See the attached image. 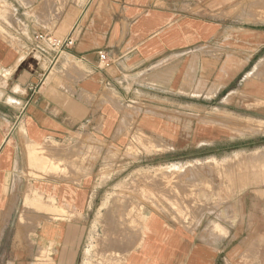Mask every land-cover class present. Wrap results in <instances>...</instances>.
Listing matches in <instances>:
<instances>
[{
    "label": "crops",
    "instance_id": "1",
    "mask_svg": "<svg viewBox=\"0 0 264 264\" xmlns=\"http://www.w3.org/2000/svg\"><path fill=\"white\" fill-rule=\"evenodd\" d=\"M226 2L0 0V108H10L0 110V264L262 263L264 237L253 231L245 245L239 231L229 243L226 235L212 242L149 212L139 245L116 251L112 243L130 242V232L116 238L107 219L129 209L114 201L125 185L108 184L116 150L133 136L150 145L220 143L225 125L178 116L202 105L208 118H221L217 105L227 100L264 124V27L229 24ZM40 34H74L75 45L58 52ZM35 148L55 166L35 168ZM236 154L264 170V145ZM211 159L221 166L228 157Z\"/></svg>",
    "mask_w": 264,
    "mask_h": 264
},
{
    "label": "rangeland",
    "instance_id": "2",
    "mask_svg": "<svg viewBox=\"0 0 264 264\" xmlns=\"http://www.w3.org/2000/svg\"><path fill=\"white\" fill-rule=\"evenodd\" d=\"M226 16L231 25L246 29L264 27V0H227ZM258 41L264 42V38L259 37ZM227 102L221 105L213 103L220 106L221 118L217 117L219 114L208 118L201 111L202 105H194V111L180 113L178 116L182 123L194 119L195 123L209 120L225 125L226 136L220 143L188 146L182 141L180 143L183 144L179 146L165 143L150 145L146 144L149 140H142L140 144L141 140L133 136L131 144L125 150H116L113 163L116 177L108 185L109 188L113 184L116 187L125 185L123 188H116L115 202L125 200L130 204L125 211H110L111 219L118 228L115 227L114 230L116 236H121L124 231H129L131 236L127 243L115 241L116 251H121L125 244L130 250L139 245L144 231L145 214L149 212L165 214L194 230L201 239L212 242L226 235L229 243L236 231L247 239L244 245L253 233L252 236L263 239L264 200L261 198H264V190L261 186H264V177L261 175L264 176V170L256 168L249 157L235 160L238 157L235 152L242 148L246 151L253 150L264 145V124L261 121L263 125H256V122L244 114H236L233 109L234 100ZM0 110L10 114L9 107L3 106ZM224 155L228 159L222 161L221 166L210 162L212 157ZM258 158L260 160L261 156ZM154 175L156 179H153ZM241 201L244 203L243 209L240 208ZM223 203H226V209L219 211V206ZM147 206L152 210L144 209ZM111 214L107 215V219ZM101 244L102 241L98 243L99 248ZM231 247L233 243L228 246V251ZM251 254L257 257L258 251L249 253L248 256ZM228 260L227 264H250L242 259ZM254 264H264V258L261 263L257 257Z\"/></svg>",
    "mask_w": 264,
    "mask_h": 264
},
{
    "label": "bare ground",
    "instance_id": "3",
    "mask_svg": "<svg viewBox=\"0 0 264 264\" xmlns=\"http://www.w3.org/2000/svg\"><path fill=\"white\" fill-rule=\"evenodd\" d=\"M260 14H261V12H260ZM37 148H35V152L31 155L32 156V160H33V164L32 165H34V167L35 168H41V169H44V168H48V167H50V166H55V164L52 162V160L50 159V158H42L43 157V155L42 156H40L39 154H38V150H36ZM40 152V151H39ZM256 153H258V157H260L261 156V153L259 154V152H256ZM45 157V156H44ZM210 162H212V163H216V164H220V162L219 161H217V160H212V161H210ZM203 165V164H202ZM197 167V166H196ZM156 172V171H155ZM167 172V171H166ZM157 173V172H156ZM170 173V172H169ZM151 176H152V174H151ZM160 176V175H159ZM154 177H155V175H154ZM181 177V176H180ZM153 179H156V177L155 178H153ZM133 180V179H132ZM113 199V198H112ZM115 201V200H114ZM36 202H34L33 204H35ZM31 204V203H30ZM43 204V203H42ZM38 205V204H37ZM31 206V205H30ZM33 206V205H32ZM34 206H36V205H34ZM37 207V206H36ZM39 207H41V205H39ZM43 205H42V209H43ZM54 207V206H53ZM41 208H38V209H41ZM111 208V207H110ZM33 209V208H32ZM112 209V208H111ZM114 209V208H113ZM52 210V209H51ZM108 211H109V209H108ZM115 211H116V209H115ZM55 212V211H54ZM113 212V211H112ZM62 213V212H61ZM109 214H111V213H109ZM105 216V215H104ZM112 216V214L110 215V217ZM104 220V219H103ZM113 220V219H112ZM111 223V222H110ZM112 223H115V222H113L112 221ZM111 223V224H112ZM111 226V225H110ZM115 227H116V225H114ZM110 228V227H109ZM117 228V227H116ZM107 229V228H106ZM115 230V228L113 227V226H111V230ZM118 229V228H117ZM120 229H122V228H120ZM108 231V230H107ZM112 232V231H111ZM106 233H109V232H106ZM105 233V235H109V234H106ZM125 233V232H124ZM128 234V233H127ZM126 235V234H125ZM116 236V235H115ZM108 237V236H107ZM106 237V238H107ZM117 237H119L118 235H117ZM116 237V238H117ZM123 237V236H122ZM109 238V237H108ZM115 239V238H114ZM100 241V242H99ZM97 243H101V241L102 240H99ZM109 242H111V241H113V239L110 241V240H108ZM115 241V240H114ZM119 241H120V239H119ZM128 241V240H127ZM117 242V241H116ZM116 242H114V243H116ZM114 243H112V244H114ZM117 243H120V242H117ZM109 244V243H108ZM102 245V244H101ZM100 245V246H101ZM117 244H115V246H116ZM109 246H112V245H109ZM112 247H114V246H112ZM108 248V247H107ZM109 249V248H108ZM111 250V252H112V248H110ZM89 250V249H88ZM127 248L124 250L123 249V251L124 252H127ZM122 251V254H124V252ZM114 253V252H113ZM116 252H115V256L114 257H116ZM126 254V253H125ZM124 254V255H125ZM90 255V254H89ZM124 255H123V257H122V260H123V258H124ZM113 256V255H112ZM121 256V255H120ZM113 257V258H114Z\"/></svg>",
    "mask_w": 264,
    "mask_h": 264
},
{
    "label": "built area",
    "instance_id": "4",
    "mask_svg": "<svg viewBox=\"0 0 264 264\" xmlns=\"http://www.w3.org/2000/svg\"><path fill=\"white\" fill-rule=\"evenodd\" d=\"M38 39H41L42 41L46 40L51 45L53 49H56L58 52H62L66 48L73 47L75 45V35L70 34L68 37L63 39H53L49 38L46 35L40 34ZM100 61L104 63L105 66H110L111 58L109 57L108 53L106 51H99L98 52Z\"/></svg>",
    "mask_w": 264,
    "mask_h": 264
}]
</instances>
